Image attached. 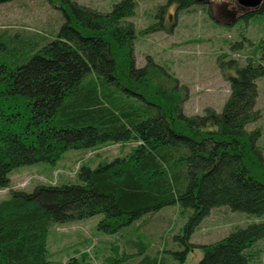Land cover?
Segmentation results:
<instances>
[{
    "label": "trees",
    "instance_id": "1",
    "mask_svg": "<svg viewBox=\"0 0 264 264\" xmlns=\"http://www.w3.org/2000/svg\"><path fill=\"white\" fill-rule=\"evenodd\" d=\"M62 1L64 21L50 39L36 31L0 29V187L9 185L14 169L41 162L55 166L70 150L134 145L124 156L82 164L78 182L11 190L0 200V264H51L47 239L55 224L101 214L97 228L112 234L169 205L187 214L173 237L185 248L167 250L178 264L193 247L203 252L197 264L254 261L255 244L264 239V159L257 145L261 131L246 126L257 117L264 41L256 62L239 65L219 56L230 82L221 111L206 107L203 114L187 115L177 80L166 68L149 55L145 65L135 64L136 28L127 20L135 0H119L105 13ZM211 1L167 0L158 6L160 21L142 32L162 29L169 5L179 11ZM262 14L264 5L240 20L247 25ZM241 47L240 41L232 44ZM164 81H174L173 89ZM217 207L261 220L208 244L190 243ZM123 245L137 251L128 254L115 246L109 264H129L125 261L134 257L135 264H167L164 247L151 253L144 235L126 236ZM80 257L67 264H90L84 262L86 253Z\"/></svg>",
    "mask_w": 264,
    "mask_h": 264
},
{
    "label": "rangeland",
    "instance_id": "2",
    "mask_svg": "<svg viewBox=\"0 0 264 264\" xmlns=\"http://www.w3.org/2000/svg\"><path fill=\"white\" fill-rule=\"evenodd\" d=\"M78 4L100 12H107L119 0H74ZM167 0H135L132 16L127 17L136 28L134 55L136 66H143L147 56L176 78V86L183 97V112L187 115L203 114L206 107L221 111L230 95V82L218 65L219 56L224 61L236 60L245 65L248 59L255 60L261 54L258 48L264 41V14L251 18L247 25L240 19L232 21L226 9L229 0H212L210 3L194 5L187 10H176L175 5L167 6L162 29L142 32L160 21L156 14L158 6ZM62 0H7L0 2V29L4 26L25 31H36L40 36L52 38L56 35L64 18L60 6ZM67 4V2H63ZM226 11V12H225ZM244 36L245 41L242 37ZM236 41L241 48H232ZM228 71V70H227ZM234 74V71H228ZM174 81H164L165 88L172 90ZM258 96L253 110L256 119L247 124V130L259 128L261 135L257 145L264 159V77L256 80ZM131 142L100 145L89 150H70L55 166L46 163L19 167L9 173V185L0 187V200L9 196L11 190L31 191L38 184H65L78 182L76 173L86 163L95 166L99 162L124 156ZM178 205H169L159 211L143 216L127 227L112 233L97 228L102 215L53 225L47 239V255L51 264H67L72 258L90 264H109L106 258L113 254V247L119 246L126 253L136 252L132 246L123 245L126 236L147 237L151 253L165 249L167 264H178V260L167 250L180 251L182 243L173 237L180 233L186 220ZM261 218L245 212L231 211L226 207L213 208L209 215L192 233L189 242L198 246L217 241L236 227H243ZM163 231V232H162ZM168 243L163 245L164 238ZM137 239V238H136ZM257 256L249 264H264V239L256 242ZM203 252L193 247L181 264H197ZM138 257L129 258L125 263L135 264Z\"/></svg>",
    "mask_w": 264,
    "mask_h": 264
},
{
    "label": "flooded vegetation",
    "instance_id": "3",
    "mask_svg": "<svg viewBox=\"0 0 264 264\" xmlns=\"http://www.w3.org/2000/svg\"><path fill=\"white\" fill-rule=\"evenodd\" d=\"M227 4L229 5V8L226 9V11L230 15L232 21L241 19L245 14L255 11L254 8L249 9L242 6L237 0H229Z\"/></svg>",
    "mask_w": 264,
    "mask_h": 264
},
{
    "label": "water",
    "instance_id": "4",
    "mask_svg": "<svg viewBox=\"0 0 264 264\" xmlns=\"http://www.w3.org/2000/svg\"><path fill=\"white\" fill-rule=\"evenodd\" d=\"M242 6L246 8H254L257 10L259 7L264 5V0H237Z\"/></svg>",
    "mask_w": 264,
    "mask_h": 264
}]
</instances>
